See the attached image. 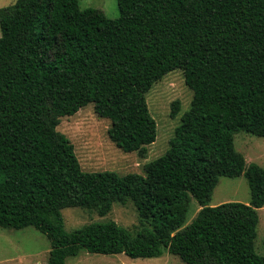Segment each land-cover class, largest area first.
Instances as JSON below:
<instances>
[{
	"label": "trees",
	"instance_id": "1",
	"mask_svg": "<svg viewBox=\"0 0 264 264\" xmlns=\"http://www.w3.org/2000/svg\"><path fill=\"white\" fill-rule=\"evenodd\" d=\"M110 18L80 0L0 7V226H34L48 264L85 249L188 264H264L256 251L264 167L247 164L235 133L264 136V0H118ZM182 69L193 91L169 148L145 175L83 170L61 118L94 103L109 137L146 157L158 126L147 94ZM181 110L172 102L171 116ZM244 174L251 200L211 205L221 176ZM201 209L185 225L192 199ZM129 200L141 227L114 220L66 231L62 210L107 214Z\"/></svg>",
	"mask_w": 264,
	"mask_h": 264
},
{
	"label": "rangeland",
	"instance_id": "2",
	"mask_svg": "<svg viewBox=\"0 0 264 264\" xmlns=\"http://www.w3.org/2000/svg\"><path fill=\"white\" fill-rule=\"evenodd\" d=\"M16 0H0V7ZM82 7L102 9L110 18L120 15L118 0H80ZM0 28V36H1ZM193 91L187 86L182 69H176L157 81L147 94L150 112L158 126L154 143L148 146L146 157L138 151L126 152L111 140L108 130L111 121L99 116L94 103L82 107L74 115L61 118L58 129L67 135L75 146V151L83 170L90 172L117 171L121 174L139 173L145 175L144 165L163 155L169 148L170 139L180 124L182 114L190 108ZM179 100L181 110L176 117L171 116L172 102ZM235 146L243 153L247 164L256 163L264 167V136L240 130L235 133ZM251 190L247 177L221 176L215 187L210 204L240 201L249 203ZM201 206L193 198L187 213L185 225L197 215ZM66 231H72L92 222L114 220L120 225L138 231L141 227L136 206L132 200L123 204L114 202L105 215L82 207H67L62 210ZM260 222L257 229L256 251L264 256V207L259 209ZM50 239L34 226L21 229L0 226V264H48ZM67 264H188L178 255L165 250L158 257L132 258L125 253L99 254L85 249L67 259Z\"/></svg>",
	"mask_w": 264,
	"mask_h": 264
}]
</instances>
